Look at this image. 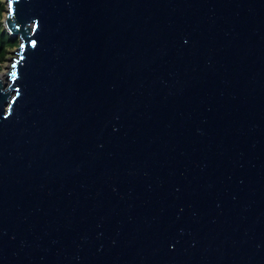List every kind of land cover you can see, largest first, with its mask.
Here are the masks:
<instances>
[{"label": "water", "instance_id": "water-1", "mask_svg": "<svg viewBox=\"0 0 264 264\" xmlns=\"http://www.w3.org/2000/svg\"><path fill=\"white\" fill-rule=\"evenodd\" d=\"M4 2L0 264H264V0Z\"/></svg>", "mask_w": 264, "mask_h": 264}, {"label": "trees", "instance_id": "trees-1", "mask_svg": "<svg viewBox=\"0 0 264 264\" xmlns=\"http://www.w3.org/2000/svg\"><path fill=\"white\" fill-rule=\"evenodd\" d=\"M5 12V2L0 0V61L7 55L8 51L17 44L16 37L11 36L2 26L1 18Z\"/></svg>", "mask_w": 264, "mask_h": 264}, {"label": "rangeland", "instance_id": "rangeland-1", "mask_svg": "<svg viewBox=\"0 0 264 264\" xmlns=\"http://www.w3.org/2000/svg\"><path fill=\"white\" fill-rule=\"evenodd\" d=\"M3 14H5V12L3 13ZM14 37H16V39H17V41H18V38H17V36H14ZM16 46H17V44L14 46V47H12L9 51H8V53H7V55L5 56V58L2 60V61H0V72H2L3 73V78H4V74H5V72L7 71V68H8V65H9V63H10V56H12L13 55V53H12V51H14V49L16 48Z\"/></svg>", "mask_w": 264, "mask_h": 264}, {"label": "bare ground", "instance_id": "bare-ground-1", "mask_svg": "<svg viewBox=\"0 0 264 264\" xmlns=\"http://www.w3.org/2000/svg\"><path fill=\"white\" fill-rule=\"evenodd\" d=\"M2 76H3V73H2V72H0V77H1V78H3Z\"/></svg>", "mask_w": 264, "mask_h": 264}, {"label": "snow or ice", "instance_id": "snow-or-ice-1", "mask_svg": "<svg viewBox=\"0 0 264 264\" xmlns=\"http://www.w3.org/2000/svg\"><path fill=\"white\" fill-rule=\"evenodd\" d=\"M13 67H15V65H13Z\"/></svg>", "mask_w": 264, "mask_h": 264}]
</instances>
